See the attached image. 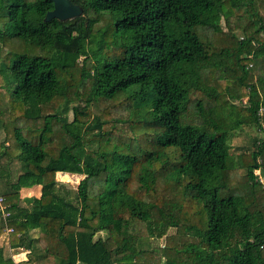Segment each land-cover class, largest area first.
Here are the masks:
<instances>
[{
  "label": "trees",
  "instance_id": "obj_1",
  "mask_svg": "<svg viewBox=\"0 0 264 264\" xmlns=\"http://www.w3.org/2000/svg\"><path fill=\"white\" fill-rule=\"evenodd\" d=\"M70 2L80 17L44 22L50 1L0 0L1 47L51 55L0 57L14 120L0 158L20 163L0 264H264V0ZM247 125L263 136L235 163L231 136ZM57 173L82 177L74 197ZM9 174L0 168L4 185ZM34 185L39 198L20 202ZM148 238L164 243L141 249Z\"/></svg>",
  "mask_w": 264,
  "mask_h": 264
},
{
  "label": "rangeland",
  "instance_id": "obj_2",
  "mask_svg": "<svg viewBox=\"0 0 264 264\" xmlns=\"http://www.w3.org/2000/svg\"><path fill=\"white\" fill-rule=\"evenodd\" d=\"M0 25H3L6 21L5 16L0 14ZM234 20V17L231 16L230 19V24L229 26L231 27V29L236 28V30H233V34L235 35L236 38H239L242 36L241 34V29H239L241 26H243L244 22H241L239 24V28L238 26L236 27L232 22ZM107 27V26H106ZM106 27H104L103 30L106 29ZM218 28L221 30V32H223V34L225 36H227V31L228 27H226L225 25V21L224 19H220L219 23H218ZM2 29V28H1ZM116 28L115 27H111L108 32H107V38L110 41H114L113 36H115L116 34ZM113 35V36H112ZM119 37V38H118ZM117 37V41H119L121 43V39L122 36L118 34ZM223 36H219V39L216 37V34H214V39L216 41L220 40ZM121 38V39H120ZM227 39H230L229 37L226 38L224 37V39L222 40L223 42H226ZM231 42V41H230ZM14 43V40L12 41V44ZM24 53V54H29L30 56H41V57H45V58H50V51L47 48H38L37 46L34 47H30L27 44H24L22 42L21 46L19 47V49H14L9 47V45H7V48H2L1 44H0V57L2 59V57H4V59H6V61L8 62L7 64H9L11 61H13L15 59L16 56H14L15 54H19V53ZM80 61L81 59H79L78 62V66L80 65ZM249 67V66H248ZM78 68V67H77ZM251 70L254 69V67H249ZM77 76V73H75L74 77ZM10 75L9 72H3L2 73V79L3 80H7L9 79ZM219 83L222 84L223 88L225 91H227L228 89L230 91H234L233 86L231 85L230 81H226L223 79H219ZM13 91V85H5L3 86V83L0 79V143L2 142V140L5 138V142L10 144V139L12 140L13 137V132H14V120H12V118L10 117V113L12 110V103H11V93ZM225 100L228 101V104L230 103H235L234 100L232 99H228L227 97H224ZM58 104V102H55L51 105V108H55V106ZM237 105L238 102H237ZM103 108L101 104L97 103V104H93L91 107V112L93 116H101V118L104 120L105 117L102 114ZM242 109V108H241ZM241 115V114H240ZM263 115V113H262ZM124 116V115H122ZM68 118L71 119V114H68ZM39 123V122H38ZM37 123V124H38ZM24 124V123H23ZM18 127L20 129H27L30 128L29 125H18ZM263 136V132L257 130L255 127H251V126H243L241 127L240 130L235 131L232 136H231V145H230V153H232V161H234L236 163V158L239 155V153H244V152H248L250 151L253 147H252V142H253V138L257 137V138H262ZM57 135H55V141L56 140ZM235 167H238L237 164L234 165ZM0 168L3 170H9V175L11 178H16L17 174L20 172V163H11L8 162L7 159L5 158H0ZM239 171L238 173L240 174V176H243V173L240 171L239 168H237ZM238 174V175H239ZM82 179L81 176L78 175H72V176H62V175H55V180L61 184H63V188L64 190L69 191L70 196L74 197L75 196V189L79 183V181ZM229 182L234 184L235 187L237 188V190H242L245 185L241 184V183H235L234 180H232V178H229ZM38 187V185H36ZM32 187H35L32 186ZM31 188V187H30ZM34 190V189H33ZM32 190V192L30 193V196H37L38 193H36V191L34 192ZM178 236H181L182 231L181 230H174V229H170L168 231V235H173L176 234ZM36 233H33V235ZM103 236V235H100ZM1 242V241H0ZM164 243V240H156V239H143L140 241V248L144 249V250H157V248L161 247ZM1 244V243H0ZM20 254V253H18ZM5 256H7V254H5ZM15 260L18 261L20 258H17V256H14ZM56 261L53 258H48L47 261H45L44 264H55Z\"/></svg>",
  "mask_w": 264,
  "mask_h": 264
},
{
  "label": "water",
  "instance_id": "obj_3",
  "mask_svg": "<svg viewBox=\"0 0 264 264\" xmlns=\"http://www.w3.org/2000/svg\"><path fill=\"white\" fill-rule=\"evenodd\" d=\"M53 4V9L46 13L44 22L53 19L60 22L70 21L82 15L80 7L73 5L70 0H47Z\"/></svg>",
  "mask_w": 264,
  "mask_h": 264
},
{
  "label": "crops",
  "instance_id": "obj_4",
  "mask_svg": "<svg viewBox=\"0 0 264 264\" xmlns=\"http://www.w3.org/2000/svg\"><path fill=\"white\" fill-rule=\"evenodd\" d=\"M57 174L58 175H62V176H67V177L68 176H72V175L63 174V173H57ZM5 181H6V185H4L3 182L0 181V195H2V196L8 193V191H9L8 184L10 185V183H12V184L14 183V177L11 178L10 180H7L5 178ZM32 190L34 192L36 191V193H38L37 196H33L34 198H37L38 199L39 196H40V190H41V187L40 186H38V187L35 186V187H31V188H21L20 191H19V199H20V202L24 203V200L25 199L31 198L32 196H30L31 195L30 193L32 192ZM2 240H4V239L3 238H0V241H2ZM6 251L7 250H5V252ZM12 252H14V249L12 250ZM19 252H21V250Z\"/></svg>",
  "mask_w": 264,
  "mask_h": 264
},
{
  "label": "built area",
  "instance_id": "obj_5",
  "mask_svg": "<svg viewBox=\"0 0 264 264\" xmlns=\"http://www.w3.org/2000/svg\"><path fill=\"white\" fill-rule=\"evenodd\" d=\"M249 67H251V65H249ZM262 113H263V110L260 109L258 116L262 117L263 116ZM259 182L262 184L261 179H259ZM263 188H264V186H263ZM9 216H10L9 206L6 204L4 197L2 195H0V218L2 220H6ZM11 232H12L11 229L7 230V233H11ZM21 252H22V250H21Z\"/></svg>",
  "mask_w": 264,
  "mask_h": 264
}]
</instances>
